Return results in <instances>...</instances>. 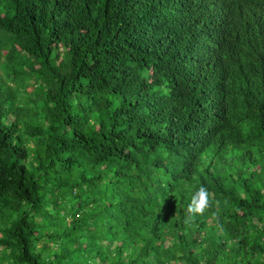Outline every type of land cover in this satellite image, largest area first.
<instances>
[{"label": "trees", "instance_id": "trees-1", "mask_svg": "<svg viewBox=\"0 0 264 264\" xmlns=\"http://www.w3.org/2000/svg\"><path fill=\"white\" fill-rule=\"evenodd\" d=\"M0 264H264V0H0Z\"/></svg>", "mask_w": 264, "mask_h": 264}, {"label": "clouds", "instance_id": "clouds-1", "mask_svg": "<svg viewBox=\"0 0 264 264\" xmlns=\"http://www.w3.org/2000/svg\"><path fill=\"white\" fill-rule=\"evenodd\" d=\"M210 194L208 190L201 186L191 197V203L187 206L185 213L186 222H191L197 214H203L209 204Z\"/></svg>", "mask_w": 264, "mask_h": 264}]
</instances>
